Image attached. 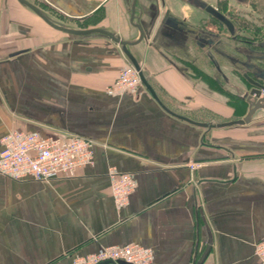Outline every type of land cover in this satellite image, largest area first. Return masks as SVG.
<instances>
[{
    "label": "crops",
    "instance_id": "crops-1",
    "mask_svg": "<svg viewBox=\"0 0 264 264\" xmlns=\"http://www.w3.org/2000/svg\"><path fill=\"white\" fill-rule=\"evenodd\" d=\"M29 1L70 25L106 27L125 39L139 34L131 0ZM203 1L233 19L231 10L244 3ZM137 7L146 19L158 7L157 23L166 12L178 21L158 44L130 47L177 115L143 83L136 94L109 92L129 63L110 38L67 33L18 0H0V148L12 130L94 141L92 160L71 176L0 172V264H70L126 244L150 248V264H261L264 109L248 123L215 128L179 115L199 122L244 117L242 95L251 87L244 74L264 83V65L244 62L241 45L191 0H138ZM257 16L261 36L264 12ZM222 37L229 47L218 45ZM111 169L136 179L121 209Z\"/></svg>",
    "mask_w": 264,
    "mask_h": 264
},
{
    "label": "built area",
    "instance_id": "built-area-1",
    "mask_svg": "<svg viewBox=\"0 0 264 264\" xmlns=\"http://www.w3.org/2000/svg\"><path fill=\"white\" fill-rule=\"evenodd\" d=\"M142 87L138 70L131 64L124 65L110 93L136 94ZM264 95V90L262 92ZM94 141L75 134L43 136L38 132L12 130L1 139L0 172L15 179L32 177L37 180L54 176H71L93 158ZM192 168L198 164H192ZM111 191L116 207L129 204L130 194L136 186L133 174L116 169L109 171ZM256 254L264 264V239L256 243ZM153 253L139 244L111 245L83 256H76L70 264H100L112 261L116 264H150Z\"/></svg>",
    "mask_w": 264,
    "mask_h": 264
},
{
    "label": "water",
    "instance_id": "water-1",
    "mask_svg": "<svg viewBox=\"0 0 264 264\" xmlns=\"http://www.w3.org/2000/svg\"><path fill=\"white\" fill-rule=\"evenodd\" d=\"M22 5L27 8L33 10L37 13L42 19H44L49 25L52 27L65 31L70 34L83 35V36H105L114 41L128 58L129 62L138 70L142 83L146 86V88L154 95V97L162 104V106L168 111L176 114L174 111H171L162 103L160 98L158 97L155 89L151 85L149 81L148 75L145 73L146 67L142 66L139 58L132 53L130 47L133 45H137L138 43L144 41L147 46H154L158 44V40L163 37H169L172 34L173 29L178 26V21L175 20L174 17L169 15V12H166L165 16L161 19L159 23H157L160 9L157 7L156 11L153 12L148 18L142 17V11H140L137 7L138 0H131L130 3V21L133 26H135L139 34L135 39H125L120 34L112 31L106 27H87L81 28L75 25H70L68 23L62 22L48 12H46L42 7L38 6L36 3L31 2L29 0H18ZM158 3V0H156ZM207 12L213 14L215 17L223 21L227 24V26L233 30L232 22L220 11H218L215 7L211 5H206L205 3L201 4ZM141 14V15H140ZM248 83L251 85L242 95V98L248 104V111L246 115L242 118L226 121V122H199L195 119H191L190 117L179 115L181 118L189 120L193 123L200 124L205 126L206 128H215L221 126H228L233 124H244L248 123L253 119L254 114L259 109H264V95L262 92L264 90V83L252 76L248 73H245ZM177 115V114H176ZM113 263L112 261H105L100 264H109ZM121 264H126L124 262H120Z\"/></svg>",
    "mask_w": 264,
    "mask_h": 264
},
{
    "label": "flooded vegetation",
    "instance_id": "flooded-vegetation-1",
    "mask_svg": "<svg viewBox=\"0 0 264 264\" xmlns=\"http://www.w3.org/2000/svg\"><path fill=\"white\" fill-rule=\"evenodd\" d=\"M192 2L198 4L201 6L202 3H205L206 5H208L206 2H204L203 0H191ZM214 7V6H213ZM218 11H220L221 13H223L233 24V30H231L226 23H224L222 21V24H220V26L222 28H224V31L226 32L227 36L230 38V39H235L237 43H239L241 46H238L237 47V50L239 51L238 53V56L241 55L244 59L243 61L244 62H249L250 60H253L256 64H259V66H263L264 65V40H260V35H258V31L256 32V35L253 37L252 36V39H247V38H243V29L241 28V26L239 25V22L237 19H239L237 17V19H233L234 17H231V16H227L223 11L220 10L219 7H215ZM209 13V12H208ZM210 15H212V17L214 16L213 14L209 13ZM230 14V13H229ZM233 19V20H232ZM218 25V24H217ZM253 28L256 29V27L254 26ZM252 28V29H253ZM245 30V29H244ZM218 33H219V29L217 30ZM212 34V33H211ZM245 34V33H244ZM214 35V34H212ZM242 35V36H241ZM211 37V40L212 39V36ZM218 45H221V46H230L231 44L227 43V40L225 38H221L220 42L218 43ZM243 51V52H242ZM258 51H261L258 52ZM251 53V54H249ZM258 60H256V59Z\"/></svg>",
    "mask_w": 264,
    "mask_h": 264
},
{
    "label": "rangeland",
    "instance_id": "rangeland-1",
    "mask_svg": "<svg viewBox=\"0 0 264 264\" xmlns=\"http://www.w3.org/2000/svg\"><path fill=\"white\" fill-rule=\"evenodd\" d=\"M244 3L240 4L239 6L236 7V5L234 6V8L231 10L230 14L233 13V16L238 17L240 20L239 24H243L245 26H255L256 28L258 23L255 20L258 16L257 13H261L264 12V0H243ZM253 24V25H250ZM242 28V27H241ZM243 30V38H249L252 39V36L254 37L256 35L255 28H248L246 29V27L242 28ZM245 29V30H244ZM245 33V34H244ZM260 40H264V32L261 33L260 36Z\"/></svg>",
    "mask_w": 264,
    "mask_h": 264
},
{
    "label": "trees",
    "instance_id": "trees-1",
    "mask_svg": "<svg viewBox=\"0 0 264 264\" xmlns=\"http://www.w3.org/2000/svg\"><path fill=\"white\" fill-rule=\"evenodd\" d=\"M213 18H214L215 20H217V23L222 24V21H221L220 19H218V18L215 17V16H213ZM244 23H245V22H244ZM244 23L241 24V25L239 24V25H240L242 28L246 27V29H248V28H253V27H254L253 24H250V25H253V26H245Z\"/></svg>",
    "mask_w": 264,
    "mask_h": 264
}]
</instances>
